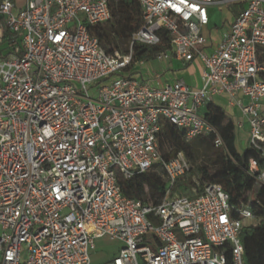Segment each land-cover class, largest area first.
<instances>
[{"label":"built area","instance_id":"1","mask_svg":"<svg viewBox=\"0 0 264 264\" xmlns=\"http://www.w3.org/2000/svg\"><path fill=\"white\" fill-rule=\"evenodd\" d=\"M123 1L0 0V46L10 33L0 56V264H92L104 236L123 243L109 264H247L251 207L235 208L219 184L178 192L191 163L183 152L166 160L160 134L165 123L187 143L214 134L229 153L202 113L225 97L242 115L238 136L264 159V0H137L143 27L128 52L109 53L92 31ZM239 4L209 50V8ZM161 30L172 48L156 60H200V87H155L127 71L147 62L135 44L160 43ZM154 171L166 182L158 203L125 195L119 177ZM247 171L264 185L258 159Z\"/></svg>","mask_w":264,"mask_h":264},{"label":"trees","instance_id":"2","mask_svg":"<svg viewBox=\"0 0 264 264\" xmlns=\"http://www.w3.org/2000/svg\"><path fill=\"white\" fill-rule=\"evenodd\" d=\"M142 27L140 4L137 0H125L113 4L112 18L104 25L94 27L92 34L107 52H128L132 35ZM160 36L161 41L156 45L135 44V60L153 61L161 52L171 50L168 32L161 30ZM4 39L2 45L7 48L10 40L8 31H5ZM119 44L123 45V49ZM6 53L7 51L0 49V56ZM127 71L131 75L135 74L132 69ZM205 118L221 135L229 153L214 146V134L187 143L184 140L185 132L169 123H165L160 134L161 153L169 160L183 152L191 163L189 175L177 182L178 192L194 196V188L201 194L206 184H219L229 194L230 203L235 208L251 207L257 223L247 227L243 233L247 264H264V185L256 186L255 179L247 171L251 158L258 159L262 165L264 159L258 150L250 147L243 152L239 150L237 129L224 109L208 102L205 105ZM201 146L213 150L210 162L202 165L197 164L196 157ZM193 176H196L197 181L193 180ZM118 181L127 197L145 203H158L166 191V182L160 173L151 172L128 179L119 177Z\"/></svg>","mask_w":264,"mask_h":264},{"label":"crops","instance_id":"3","mask_svg":"<svg viewBox=\"0 0 264 264\" xmlns=\"http://www.w3.org/2000/svg\"><path fill=\"white\" fill-rule=\"evenodd\" d=\"M17 8H21L25 5L26 0H12ZM219 6H211L209 8L210 21L208 26L203 30L204 35L209 41V50L215 48L218 42L221 40L223 34L229 30L231 24L234 22L235 17L243 8V5L235 6H220L222 7L221 15L215 8ZM153 64L150 61L145 62L142 65H136L133 70L135 76L141 82H149L152 86L161 87L167 83L174 82L176 80H183L187 84L200 87L202 84L204 66L200 60H194L192 62H186L176 57H172L170 60H153ZM215 100L225 102V111L233 122L241 120L242 115L237 108H233L227 103L225 97H216L212 102L215 104ZM205 110V106L203 108ZM202 109V111H203ZM205 114V112H202ZM246 125V129H247ZM245 137H247L246 134ZM239 148V147H238ZM243 152V151H241Z\"/></svg>","mask_w":264,"mask_h":264},{"label":"rangeland","instance_id":"4","mask_svg":"<svg viewBox=\"0 0 264 264\" xmlns=\"http://www.w3.org/2000/svg\"><path fill=\"white\" fill-rule=\"evenodd\" d=\"M215 9L220 12V14H218L220 16L221 15L220 9H222V7L219 6V7H216ZM119 45L123 49V45L121 44ZM0 49L7 51V48L5 45H1ZM153 62L154 61H150L151 64H153ZM215 104L221 107L222 109H225L226 104L224 101L215 100ZM202 112H205V110L203 109ZM245 139H246L245 135L241 134L240 136H238V147L240 151H244L248 146ZM212 154H213V150L211 148L206 147V146L199 147V151L196 156L197 164L202 165V164H206L210 162V158ZM154 172L155 174L160 173L162 175L161 172H158V171H154ZM251 223H257V221L253 220ZM148 236L149 238L153 237L152 234H149ZM122 246H123L122 242H120L119 240L111 239L109 236L97 238L95 240V248L91 249L90 251L92 264H109L110 262H112L113 258L117 256Z\"/></svg>","mask_w":264,"mask_h":264},{"label":"snow or ice","instance_id":"5","mask_svg":"<svg viewBox=\"0 0 264 264\" xmlns=\"http://www.w3.org/2000/svg\"><path fill=\"white\" fill-rule=\"evenodd\" d=\"M180 9L179 8H177V11H179Z\"/></svg>","mask_w":264,"mask_h":264}]
</instances>
